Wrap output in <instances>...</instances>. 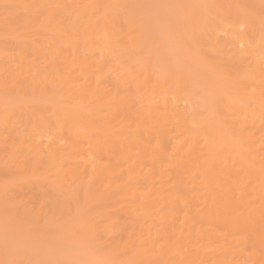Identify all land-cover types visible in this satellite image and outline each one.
Wrapping results in <instances>:
<instances>
[{"label":"bare ground","instance_id":"6f19581e","mask_svg":"<svg viewBox=\"0 0 264 264\" xmlns=\"http://www.w3.org/2000/svg\"><path fill=\"white\" fill-rule=\"evenodd\" d=\"M136 1L0 0V264H264V0Z\"/></svg>","mask_w":264,"mask_h":264},{"label":"rangeland","instance_id":"374dc122","mask_svg":"<svg viewBox=\"0 0 264 264\" xmlns=\"http://www.w3.org/2000/svg\"><path fill=\"white\" fill-rule=\"evenodd\" d=\"M140 1H142V0H140ZM145 1H146V4H145ZM179 0H144V1H142L141 3V5L140 4H138V3H140L139 2V0H138V2L136 1L135 3H137L136 5H135V3H134V5L136 6V7H138L139 6V8H141L142 10H144V11H147V12H149V14L150 13H152V16L151 15H149V17H152L151 19H150V22L147 24L148 25V27H150L151 29L153 28V30H155V29H159V28H161L162 27V24L161 23H163V22H161V20L160 19H163V17H161L160 15L162 14V9H166V7L170 10L171 9V12H172V8L174 7V4H175V2L177 3ZM185 1H187L188 2V4H189V7L190 8H192L193 7V10H200L201 8H202V3L201 2H199V0H185ZM144 2V3H143ZM192 3V4H191ZM154 4V5H153ZM171 4H173L172 6V8H170L171 7ZM133 5V7H135ZM143 5H145V7H143ZM176 5V4H175ZM194 5V6H193ZM204 5V4H203ZM170 6V7H169ZM131 7V6H130ZM133 7L131 8V9H133ZM153 7V8H152ZM161 7V8H160ZM176 7V6H175ZM188 7V8H189ZM145 8V9H144ZM154 9V11L152 10V9ZM196 8V9H195ZM168 9L165 11V12H167L168 11ZM152 10V11H151ZM163 11V12H164ZM155 12V13H154ZM170 12V11H169ZM172 14V13H171ZM169 15H170V13H169ZM155 16V17H154ZM162 16H166L165 15V13H163L162 14ZM168 16V15H167ZM166 16V17H167ZM169 17V16H168ZM168 17H167V19H168ZM158 18H160L159 20L157 19V21H156V19ZM164 19H166L165 17H164ZM163 19V20H164ZM151 21L153 22V23H151ZM157 23V24H156ZM151 24V25H150ZM165 24H166V21L164 22V26H165ZM156 25V26H155ZM159 26H161V27H159ZM163 26V27H164ZM147 27V29L149 30V28ZM155 27V28H154ZM162 27V30L164 29ZM67 53V52H66ZM68 54V53H67ZM4 129V128H3ZM2 129V130H3ZM50 139L48 140V137H46V139H45V137L44 138H42V140H43V142H42V140H40L44 145H46V143L48 144L50 141H53L52 139H51V137H49ZM48 140V141H47ZM46 142V143H45ZM51 143V142H50ZM80 211V210H79ZM83 211V210H82ZM82 211H80V212H82ZM2 212H4V211H2ZM1 211H0V248H2V249H0L1 251L2 250H4V251H2V253L4 252L5 254H8L6 251H8L9 249H11V248H18V247H20L21 248V253H23L24 254V252L26 251V253H25V255H27V256H31V255H36L38 258L39 257H46L47 256V258L49 257L48 255L51 253V254H58V253H60V252H62L61 254H63V255H65L66 253L65 252H77V253H79L77 256H80V255H82V254H85L84 256L82 255V257L81 258H92L93 257V255H92V252L89 250V249H85V250H83V247H82V245H80V244H82V243H80V241L81 240H84L86 237H84V236H80V238L81 239H79L78 238V236H76L77 237V242H78V239L80 240L79 241V243H77L76 242V239H73L74 237H71V236H68V237H70L72 240H68L69 238L68 237H66L67 238V240L65 241L66 242V247H64V248H62L63 246H64V244H62L63 243V241L61 240V239H66L65 237H62V236H60V234L56 237V239L59 241V242H62L61 244L62 245H60V247H57V246H59V245H57L55 242L57 241L56 239H53V240H56L55 242L53 241V243L56 245H54L53 246V244H52V241L50 242V240L51 239H49L48 237H53V238H55V236H56V234H55V236L54 235H50V236H48V234H45V233H43V232H41V230H40V233H37L36 231H38L39 232V230H36L35 231V229H33L32 230V228L31 227H28V228H30V230H28V228L25 226V225H27V224H23V225H21V223H19L17 220H14V219H9L8 220V218H9V216H8V218L6 217L7 216V214L4 212L3 213V215L1 214L2 213ZM74 215H75V213L73 214V217H74ZM7 219H5V218ZM15 221V222H14ZM10 222H12V223H10ZM16 224H18V225H16ZM6 225V226H5ZM21 226L23 229L24 228H26L27 229V231L25 230V232L28 234H26L25 232H24V230L22 229L21 231H20V227H17V226ZM14 226V227H13ZM28 226V225H27ZM30 226V225H29ZM6 227V229H4ZM9 227H10V229H9ZM7 228H8V230H7ZM19 228V229H18ZM16 231V232H15ZM30 231V232H29ZM32 231L34 232V234H32ZM36 232V233H35ZM21 233V234H20ZM31 233V234H30ZM44 234L45 236L47 235L48 237H44L43 239H49V241H44L41 237H43L42 236V234ZM17 234H18V236H17ZM38 234H41V235H38ZM80 233H79V231H78V233H77V235H79ZM33 235H34V237H33ZM6 236V237H5ZM31 236V237H30ZM37 236H38V238L40 237V239L38 240V238H37ZM59 236H60V238H59ZM75 237V238H76ZM82 237H84V239H82ZM23 238V239H22ZM35 239V238H37L36 239V241H38V242H33L32 241V239ZM16 239V240H15ZM31 239V240H30ZM61 241H60V240ZM13 240V241H12ZM2 241V242H1ZM26 241V242H25ZM35 241V240H34ZM43 241V242H42ZM58 241H57V243H58ZM85 241V245H92L91 244V242L89 241V240H84ZM25 242V243H24ZM29 242H31V243H29ZM64 242V243H65ZM83 242V241H82ZM21 245H20V244ZM23 243H24V245L25 244H27L28 243V246L27 247H25L24 245H23ZM33 243V245H35L36 247H37V245L39 244V247H37V249H34V248H36L35 246H33L32 245V247L30 246V244H32ZM41 243L44 245V244H46L47 245V247H46V245H45V250L43 249V245H42V249L40 248L41 247ZM52 245L51 247L49 246V245ZM59 244V243H58ZM7 245V246H6ZM19 245V246H18ZM13 246V247H12ZM18 246V247H17ZM68 246H71V247H68ZM78 248H77V247ZM81 247V250L79 249L80 247ZM11 247V248H10ZM25 247V248H24ZM33 248V249H31V248ZM56 247V248H55ZM13 248V249H14ZM38 248H40V249H38ZM53 248H54V250L56 251H54L53 250ZM58 248V249H57ZM60 248V249H59ZM62 248V249H61ZM65 248H68V250L67 249H65ZM69 248H71V249H69ZM74 248H75V250H74ZM23 249H25V250H23ZM20 250V249H19ZM19 250H18V253H20L19 252ZM44 250V252H42ZM48 250H50V251H54L53 253L52 252H47ZM60 250V251H59ZM0 251V252H1ZM10 251V250H9ZM14 251V250H13ZM12 250L10 251V252H13ZM27 251H28V253H27ZM33 251V252H32ZM35 251V252H34ZM39 251V252H38ZM63 251H64V253H63ZM79 251V252H78ZM37 252V253H36ZM58 252V253H57ZM90 252H91V254H90ZM15 253H16V250H15ZM30 253H32V254H30ZM44 253H47L48 255H44ZM86 253H87V255H86ZM90 255H89V254ZM68 255H69V257L71 256V254L70 253H67ZM9 255H11V253H9ZM12 255H14V252H13V254ZM92 255V256H91ZM59 256V255H58ZM65 256H67V255H65ZM91 256V257H90ZM68 257V256H67ZM13 258V257H12ZM94 258V257H93ZM96 262V261H95Z\"/></svg>","mask_w":264,"mask_h":264}]
</instances>
